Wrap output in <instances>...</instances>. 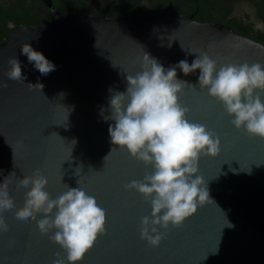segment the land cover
<instances>
[{
  "label": "water",
  "instance_id": "1",
  "mask_svg": "<svg viewBox=\"0 0 264 264\" xmlns=\"http://www.w3.org/2000/svg\"><path fill=\"white\" fill-rule=\"evenodd\" d=\"M24 44L41 52L55 70L42 75L22 54ZM205 52L218 66H264L263 44L229 26L182 14L57 12L48 24L24 26L0 43V81L7 82L0 87V183L15 173L8 185L14 208L3 213L8 231L0 232V264H52L57 253L68 264L66 253L49 239L55 230L44 235L31 218L15 217L31 187L18 181L37 170L48 179L51 199L65 192L66 184L78 187L80 179L79 186L106 211V233L78 264H264V139L232 125L234 117L223 104L199 88V70L185 76L177 69V78L196 86L180 95L181 105L190 109L189 121L206 125L220 139L219 154L198 162L197 174L214 203L199 207L178 228H160L164 239L152 247L140 238L150 200L125 185L142 181L153 168L126 149L111 152L109 101L126 91L127 75L142 70L144 55L167 70L181 60L191 64ZM12 57L24 82L6 76ZM259 95L264 102V92Z\"/></svg>",
  "mask_w": 264,
  "mask_h": 264
},
{
  "label": "clouds",
  "instance_id": "2",
  "mask_svg": "<svg viewBox=\"0 0 264 264\" xmlns=\"http://www.w3.org/2000/svg\"><path fill=\"white\" fill-rule=\"evenodd\" d=\"M22 54L42 75L55 70V65L29 44L22 46ZM8 64L7 78L24 82L26 77L19 61L12 57ZM177 69L185 76L199 70V88L207 89L210 97L223 104L226 113L234 117L232 125L249 136L264 139V102L259 95L264 92V66L260 63L218 66L205 52L191 64L181 60L166 70L155 58L145 54L142 70L126 76V91H117L111 96L110 115L105 120L114 121L108 128L115 146L111 152L116 148L126 149L131 157L153 168L142 181L133 180L125 185L127 190H135L150 200L151 214L141 220L140 238L152 247H158L164 239L160 228L167 230L169 225L178 228L199 207L209 201L214 203L209 197L207 182L197 174L198 162L202 156L219 154L220 139L206 125L187 118L190 109L181 105L180 95L186 87L196 86L178 79ZM0 87H7V82L0 81ZM13 175L0 183V232L8 231L3 213L14 208L8 190L9 177ZM18 183L24 188L31 187L15 217L35 221L44 235L55 230L49 239L66 253L68 264L82 261L98 236L106 233V211L94 196L79 186L80 179L78 187L66 184L67 190L55 199L45 191L48 179L38 170ZM38 214H42L39 220ZM56 256L52 264H65L59 253Z\"/></svg>",
  "mask_w": 264,
  "mask_h": 264
},
{
  "label": "flooded vegetation",
  "instance_id": "3",
  "mask_svg": "<svg viewBox=\"0 0 264 264\" xmlns=\"http://www.w3.org/2000/svg\"><path fill=\"white\" fill-rule=\"evenodd\" d=\"M57 12L191 15L199 22L229 26L264 45V0H0V43L24 26L48 24Z\"/></svg>",
  "mask_w": 264,
  "mask_h": 264
}]
</instances>
